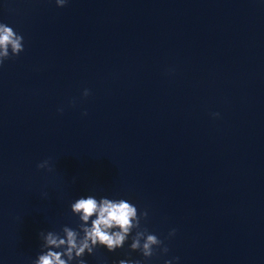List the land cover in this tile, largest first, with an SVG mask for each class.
Masks as SVG:
<instances>
[{"label": "clouds", "instance_id": "9594fccd", "mask_svg": "<svg viewBox=\"0 0 264 264\" xmlns=\"http://www.w3.org/2000/svg\"><path fill=\"white\" fill-rule=\"evenodd\" d=\"M66 3L67 0H56L58 7ZM23 39L12 27L0 23V66L24 51ZM89 94V90L85 89L83 96ZM47 166L48 161L45 160L37 168ZM70 208L72 214L79 217L77 227L64 225L59 232H40L44 251L38 254L32 264H73V261L75 264H87L85 254L93 255L99 247L115 252L124 246L133 230L135 235L132 236L130 250L139 251L144 261L156 255L157 250L165 254L169 251L164 241L141 226V221L148 218L147 210L138 212V208L125 199H97L87 195L76 199ZM175 233L176 229H172L168 236L172 237ZM173 260L179 261V257L165 260L164 264H173ZM144 261L120 259L116 264H144Z\"/></svg>", "mask_w": 264, "mask_h": 264}]
</instances>
